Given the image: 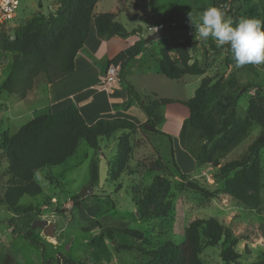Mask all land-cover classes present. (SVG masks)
<instances>
[{
  "label": "rangeland",
  "instance_id": "1",
  "mask_svg": "<svg viewBox=\"0 0 264 264\" xmlns=\"http://www.w3.org/2000/svg\"><path fill=\"white\" fill-rule=\"evenodd\" d=\"M60 2L20 0L16 16L2 27L0 37L15 41L32 18L55 14ZM209 7H212L211 0H159L156 11H152L149 0H100L96 12L115 14L116 20L129 32L124 38L127 45L140 43L139 56L128 64L123 75V87L129 99L125 102L126 113L134 117L138 125L146 119L139 103L129 97V86H133L147 103L155 99L179 101L159 109L163 117L159 128L173 139L175 160L182 173L211 190H222L225 179L219 176V167H198L182 146L180 133L189 113L181 102L192 99L201 81L211 77L223 91V97L212 106L211 112L222 116L235 104L238 118L245 120L251 105L264 107V64L236 67L230 51L226 50L227 46L218 48L211 38H195L189 13L192 12V21L196 23ZM223 12L225 19L234 23L242 17L264 21V0H228ZM180 21L184 24L181 25ZM164 22H175L177 27L163 32L162 38L147 42L148 37L153 35L149 27ZM135 30L140 32L134 35L132 32ZM181 41L190 43L192 62L197 60L206 69L203 77L185 76L171 80L158 73L160 51L165 49L176 58L174 47ZM5 55L0 57L4 60L0 84L8 75L12 60L11 56L3 59ZM98 58H102V53ZM43 81L40 76L26 99L6 93L0 95V138L4 134H16L32 118L41 115ZM185 133L188 148L198 151L204 143L200 134L191 130ZM261 134L262 129L254 123L246 137L220 161L221 165L244 156ZM117 137L118 134L104 139L101 152L94 151L83 140L74 156L64 164L42 170V179L36 181L41 194L37 197L22 196L18 203L20 208H37L30 215L22 210H13L4 202V195L12 184L6 158L0 151V264H56L62 257L87 264H149L145 254L147 250L167 242L181 244L184 241L183 231L191 222L209 218H216L231 229L233 237L238 240L235 250L241 255V264L260 260L264 252V188L259 211L223 193L216 199L203 198L184 187L172 162V146L168 137L147 135V132L134 135L132 142L136 148L133 161L118 178H114L112 167L117 155ZM259 155L264 183V148ZM94 160L98 163L100 175L96 188L89 185L90 167ZM151 162L156 164V172H149L143 166V163L149 165ZM156 176L171 182L169 198L175 209L164 218H141L137 216L134 197H142ZM87 187H92L91 192L76 200L75 197ZM33 219L54 223L57 226L56 237L43 235L42 229L33 227ZM98 221L105 227H118L121 222H128L130 228L144 233V239L139 241L117 233L116 243L133 247L132 250L118 251L112 241L103 239L96 224ZM221 252V246L206 247L201 259L205 264H225Z\"/></svg>",
  "mask_w": 264,
  "mask_h": 264
},
{
  "label": "trees",
  "instance_id": "2",
  "mask_svg": "<svg viewBox=\"0 0 264 264\" xmlns=\"http://www.w3.org/2000/svg\"><path fill=\"white\" fill-rule=\"evenodd\" d=\"M99 1L61 0L55 14L48 17L41 14L32 18L22 28L15 41H9L5 36L0 37V57L4 54L6 55L3 59L7 56L12 57L8 67L9 73L0 84V95L6 93L26 99L40 76L45 84H51L73 73L75 59L84 48L92 20L100 38L127 37L129 32L116 20L115 14L96 13ZM158 1L149 0L152 11H156ZM211 3L212 7L224 11L228 0H211ZM180 23L184 24L183 21ZM139 32L135 30L132 33L137 35ZM174 50L176 58L171 57L165 49L160 51L158 59L160 75L171 80H179L185 76L203 77L206 74V69L197 60L192 62L191 46L188 41L178 42ZM140 51L139 42L125 51V61L120 70L121 80L124 81L126 67L139 56ZM2 61L4 60L0 59V66L3 68ZM113 62L110 61L108 67ZM128 95L139 103L146 115V119L140 125L126 118L100 119L89 125L77 105L70 104L55 114L48 113L32 118L12 136L2 135L0 151L6 158L12 184L4 195L5 204L13 210H22L25 211L24 214L30 215L34 208L32 206L20 208L18 203L22 196L37 197L41 194L40 186L33 179L34 170L42 171L64 164L74 156L83 140L91 149L101 152V142L118 134L117 155L112 167L114 178H118L133 161L136 144L132 142V138L138 132H147V135L168 137L172 146L173 165L186 189L207 199H216L223 193L248 208L257 211L261 209V191L264 183L259 152L264 148V107L251 105L249 116L245 120L238 118L235 104L227 112L222 113V116L214 115L211 108L223 97V91L211 77H205L201 81L192 99L181 102L189 113V118L180 133L183 148L194 158L198 167L208 165L219 167V176L225 179L222 190H211L182 173L175 160L173 139L159 128L163 124L159 109L178 102L172 99H155L147 103L133 86H129ZM254 123L262 129L259 138L248 147L240 159L221 165L220 161L246 137ZM190 130L199 133L204 141L196 152L185 143V132ZM143 166L149 169V172L157 171L154 162L149 165L143 163ZM232 173L234 175L230 177ZM99 181V166L94 160L90 167L89 185L96 188ZM170 191L171 182L165 177L156 176L142 197H134L139 216L167 217L175 209L169 198ZM75 199L80 200L81 197L77 195ZM34 221L35 219L32 223ZM96 224L101 229L103 239L112 241L118 251L132 250L133 247L116 243L117 233L139 241L144 239V233L130 228L128 222L123 221L118 227H105L99 221ZM183 233L184 241L181 244L167 242L156 249L147 250L145 254L149 258V264H205L201 254L204 248L210 246H221V258L225 264H241L239 261L241 255L235 250L238 240L233 237L231 229L218 219H196ZM61 261L67 264H87L68 257L58 258L56 264ZM250 264H264V252L260 260Z\"/></svg>",
  "mask_w": 264,
  "mask_h": 264
},
{
  "label": "crops",
  "instance_id": "3",
  "mask_svg": "<svg viewBox=\"0 0 264 264\" xmlns=\"http://www.w3.org/2000/svg\"><path fill=\"white\" fill-rule=\"evenodd\" d=\"M135 43L127 45L119 36L98 37L92 20L84 48L75 59V71L54 83L41 84V115L55 114L75 104L89 125L100 119L115 118H126L137 124V120L125 110V102L129 99L123 87L124 81L119 77V82L112 87L104 82L109 62L113 60V63L123 64L125 51ZM101 53L102 58L99 59Z\"/></svg>",
  "mask_w": 264,
  "mask_h": 264
},
{
  "label": "clouds",
  "instance_id": "4",
  "mask_svg": "<svg viewBox=\"0 0 264 264\" xmlns=\"http://www.w3.org/2000/svg\"><path fill=\"white\" fill-rule=\"evenodd\" d=\"M189 19L195 28V38H211L218 48L227 46L236 67L248 64H264V21L242 17L235 23L225 19V14L218 7L205 9L198 22L193 23L192 12ZM33 179H42L41 170L33 172Z\"/></svg>",
  "mask_w": 264,
  "mask_h": 264
},
{
  "label": "built area",
  "instance_id": "5",
  "mask_svg": "<svg viewBox=\"0 0 264 264\" xmlns=\"http://www.w3.org/2000/svg\"><path fill=\"white\" fill-rule=\"evenodd\" d=\"M19 5H20V0H0V30L6 23L14 19V17L17 14ZM175 25L176 23L174 22H172L171 24L160 23L158 25L149 27L148 30L154 35L158 33H163L167 29L175 27ZM120 70H121V65L117 64L116 62L111 64L108 67L104 77L105 85H107L108 87H112L116 85L119 82ZM1 71H2V67L0 66V73ZM208 181L211 182L210 176H208ZM59 264H67V263L61 261Z\"/></svg>",
  "mask_w": 264,
  "mask_h": 264
},
{
  "label": "water",
  "instance_id": "6",
  "mask_svg": "<svg viewBox=\"0 0 264 264\" xmlns=\"http://www.w3.org/2000/svg\"><path fill=\"white\" fill-rule=\"evenodd\" d=\"M160 38H162V33L154 34V35L148 37V39L146 41L149 42V41H153V40L160 39ZM91 190H92V187H87L79 194V196L84 197L85 195L90 193ZM138 215L139 214L137 213V216ZM33 227H35L37 229H42L43 235H45L46 237H50V238L56 237L57 226L52 222L49 223V222L41 220V219H36L33 222Z\"/></svg>",
  "mask_w": 264,
  "mask_h": 264
}]
</instances>
